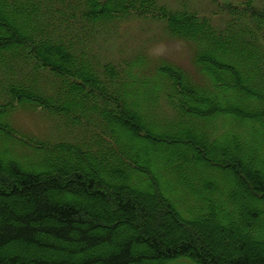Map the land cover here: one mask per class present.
Segmentation results:
<instances>
[{
    "label": "trees",
    "instance_id": "16d2710c",
    "mask_svg": "<svg viewBox=\"0 0 264 264\" xmlns=\"http://www.w3.org/2000/svg\"><path fill=\"white\" fill-rule=\"evenodd\" d=\"M258 2L217 21L158 0H0V264H264ZM130 15L191 62L106 57L97 46ZM17 108L51 135L19 129Z\"/></svg>",
    "mask_w": 264,
    "mask_h": 264
},
{
    "label": "rangeland",
    "instance_id": "374dc122",
    "mask_svg": "<svg viewBox=\"0 0 264 264\" xmlns=\"http://www.w3.org/2000/svg\"><path fill=\"white\" fill-rule=\"evenodd\" d=\"M160 3H165L172 7L188 8L191 11L207 15L213 20L222 19L225 21L226 13L223 11V5L226 3L242 4L246 0H158ZM256 2L259 4L258 0ZM127 20L122 22L117 28L114 35H110L104 45L101 44L97 49L101 53L116 56L117 58H128L133 55H138V52H144L150 57H160L161 54H166L182 63H190L192 58V47L181 40H173L169 37L167 30L163 24L150 18H142L138 15H130ZM218 21V20H217ZM162 57V56H161ZM136 60V58H133ZM18 109V108H17ZM13 120L16 122L19 129L34 132L35 135H51V122L48 116L39 111L18 109L16 110ZM82 199V196L76 195ZM96 210H103V205L98 202H93ZM125 231H120L119 234L124 235ZM212 232H215L212 233ZM172 235H178L179 229H173ZM219 231L216 228L207 230L208 242L211 247L221 249L224 254L234 256L236 254L234 246L220 243ZM235 239L239 240L240 235L235 234ZM256 246V245H254ZM259 247H262V245ZM143 246H134V251H144ZM214 249V248H213ZM103 250V249H102ZM99 250V251H102ZM169 264H193L189 259H178Z\"/></svg>",
    "mask_w": 264,
    "mask_h": 264
}]
</instances>
